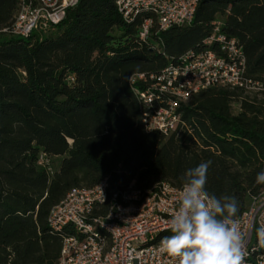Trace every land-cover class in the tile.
<instances>
[{"label": "trees", "instance_id": "16d2710c", "mask_svg": "<svg viewBox=\"0 0 264 264\" xmlns=\"http://www.w3.org/2000/svg\"><path fill=\"white\" fill-rule=\"evenodd\" d=\"M17 4L0 0V29ZM140 21H124L115 0H78L46 32H0V264H56L72 227L51 229V208L104 178L114 189L181 186L187 169L211 161L206 189L235 196L238 215L264 190L255 183L264 170V91L202 89L163 135L144 130L133 88L145 82L131 83L200 49L215 21L242 46L245 75L264 80V0H199L190 24L145 41ZM39 152L51 157V174L37 165Z\"/></svg>", "mask_w": 264, "mask_h": 264}, {"label": "built area", "instance_id": "2783aa9c", "mask_svg": "<svg viewBox=\"0 0 264 264\" xmlns=\"http://www.w3.org/2000/svg\"><path fill=\"white\" fill-rule=\"evenodd\" d=\"M78 0H18L12 20L0 29L9 35L27 37L43 33L60 23L68 8ZM199 0H115L122 19L141 18L137 35L148 40L151 34L191 23ZM242 46L221 27L212 24L209 36L196 51H188L158 73H138L131 83L139 103L145 131L168 135L180 122L179 108L196 92L207 87L264 91V80L245 75ZM72 80L73 78L70 77ZM37 165L47 173L54 170L51 157L39 152ZM181 186L159 180L149 187L130 183L111 188L106 178L90 187L71 189L48 215L49 226L72 232L62 239L56 264H178V259L161 252L160 240L171 235L169 221L177 210ZM246 246L245 264H264V245L256 229L264 226V190L252 195L238 215Z\"/></svg>", "mask_w": 264, "mask_h": 264}, {"label": "clouds", "instance_id": "9594fccd", "mask_svg": "<svg viewBox=\"0 0 264 264\" xmlns=\"http://www.w3.org/2000/svg\"><path fill=\"white\" fill-rule=\"evenodd\" d=\"M211 163L201 162L182 174L178 208L169 221L172 234L160 240V251L177 258L178 264H245L239 201L207 191ZM255 183L264 185V170L257 173ZM256 233L264 245V226Z\"/></svg>", "mask_w": 264, "mask_h": 264}, {"label": "rangeland", "instance_id": "374dc122", "mask_svg": "<svg viewBox=\"0 0 264 264\" xmlns=\"http://www.w3.org/2000/svg\"><path fill=\"white\" fill-rule=\"evenodd\" d=\"M237 110V104H234L232 105V111H236ZM56 163V159L54 161Z\"/></svg>", "mask_w": 264, "mask_h": 264}]
</instances>
